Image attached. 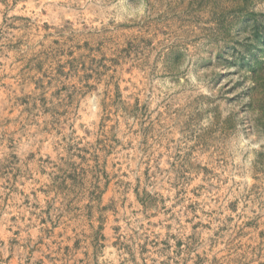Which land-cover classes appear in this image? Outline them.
Wrapping results in <instances>:
<instances>
[{
  "label": "rangeland",
  "instance_id": "1",
  "mask_svg": "<svg viewBox=\"0 0 264 264\" xmlns=\"http://www.w3.org/2000/svg\"><path fill=\"white\" fill-rule=\"evenodd\" d=\"M0 264H264V0H0Z\"/></svg>",
  "mask_w": 264,
  "mask_h": 264
}]
</instances>
